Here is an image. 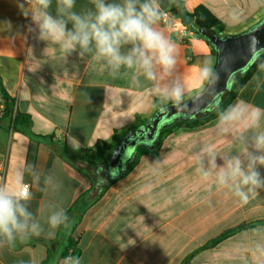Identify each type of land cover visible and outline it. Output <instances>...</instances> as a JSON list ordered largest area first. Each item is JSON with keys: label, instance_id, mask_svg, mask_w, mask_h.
<instances>
[{"label": "crops", "instance_id": "1", "mask_svg": "<svg viewBox=\"0 0 264 264\" xmlns=\"http://www.w3.org/2000/svg\"><path fill=\"white\" fill-rule=\"evenodd\" d=\"M160 2L169 11L171 1ZM180 2L188 14L206 6L223 26L220 36L246 32L264 19V0ZM19 3L24 0H0V79L15 110L28 115L30 124L13 126L8 119L0 120L3 183L15 187L17 171L35 166L43 174L39 186L27 173L23 177L32 195L29 210L40 216L42 206L63 207L69 221L49 238L41 218L44 232L0 248V264H62L72 239L81 264H264V256L254 257L251 251L256 243L264 244V232L252 231L264 226V189L241 205L195 172L192 153L199 146L214 145L221 155L236 154L243 147L230 135H217V120L196 129H176L162 140L157 158H142L127 175L126 166L103 182L98 164L92 165L90 179L79 164L83 150L100 141L111 143L114 131L131 128L136 118L149 120L155 101H160L143 77L141 85L134 86L130 74L113 77L78 52L65 62L58 45L37 39L38 30ZM89 7V0H76V11ZM54 8L55 3L53 12ZM157 27L176 46V72L187 88L185 102L201 91L197 69L208 59L214 67L213 47L178 18ZM256 77L231 105L264 108V74L259 81ZM137 147L128 145L122 155L127 153L132 160ZM111 154L106 153V162ZM222 163L218 156L217 164ZM257 170L264 178V166ZM49 175L58 187H45L43 176Z\"/></svg>", "mask_w": 264, "mask_h": 264}, {"label": "clouds", "instance_id": "2", "mask_svg": "<svg viewBox=\"0 0 264 264\" xmlns=\"http://www.w3.org/2000/svg\"><path fill=\"white\" fill-rule=\"evenodd\" d=\"M89 3L91 7L79 12L75 10L76 0H24L18 7L25 17L30 15L38 30L37 39L58 45L65 62L70 54L78 52L81 59L95 61L113 77L130 74L134 86L139 87L143 77L161 104L181 105L187 88L176 72V46L157 27L166 14L160 0H89ZM245 60L248 67L256 64L258 72L264 73V46L254 35H250ZM197 79L202 91H214L219 74L211 59L197 69ZM256 79L259 81L260 77ZM211 107L217 112V135H230L234 143L243 147L236 154L221 155L214 145L199 146L192 153L195 172L201 180L211 179L217 190H226L241 205H247L264 189V178L257 170L258 166H264V130L258 131L264 121V108L239 103L227 108L213 103ZM218 156L222 165L217 164ZM25 173L32 177L33 184L40 185L43 174L33 165L17 171L15 187L0 183V248L13 247L17 241L41 235L45 230L41 218L49 228V238L55 237V230L68 225L69 217L63 207L42 206L40 216L29 210L31 192L22 190ZM43 183L45 187H58L50 175L43 176ZM252 231L264 232V226ZM251 251L254 257L264 256V244L256 243ZM62 264H81V260L68 255Z\"/></svg>", "mask_w": 264, "mask_h": 264}, {"label": "trees", "instance_id": "3", "mask_svg": "<svg viewBox=\"0 0 264 264\" xmlns=\"http://www.w3.org/2000/svg\"><path fill=\"white\" fill-rule=\"evenodd\" d=\"M171 1V7L169 11L172 14L177 15V8L174 6L173 0ZM182 6V4H181ZM191 16L194 17V22L189 27L202 34L206 40L207 34L210 31H215L219 36L223 30V26L221 22L210 12V10L203 5L197 6ZM202 29V31H198ZM210 43V42H209ZM213 47V46H212ZM214 53H216L213 47ZM246 69V70H245ZM264 73H259L256 64H252L250 67L246 66L243 69L239 70L235 74L232 75L231 80L229 82L228 90L221 94L217 100L215 101V105H218L220 108H227L232 104L234 99L237 97L239 91L243 88V86L250 81L255 76H260ZM0 95H1V108H0V120L8 119L13 126H22L28 127L30 124V118L28 115L21 114L15 110L14 100L11 98L5 89L2 87L1 79H0ZM156 110L155 113L162 108V105L155 101ZM154 113V114H155ZM154 116V115H153ZM153 116L150 118L152 119ZM149 119V120H150ZM148 119L136 118V123L131 128L118 132L114 131L112 135L111 143L105 142H97L93 148H87L83 150V154L79 156L80 159L85 158H98L101 159L103 163H106L107 157L106 153L111 154L116 145L124 138V136L130 132L131 130L137 129L145 125ZM217 120V112L210 107L208 110L203 111L197 118L192 117H173L168 121H162L160 125V130H158V134L154 137L153 140L144 139L141 141L139 138L136 139L135 144L140 143L137 147L136 153L132 160L127 164V170L125 175L131 173L140 163L142 158L148 157L150 159H155L158 156V148L164 139L165 136L169 135L173 131L179 128L186 129H196L198 127L205 126L213 121ZM76 245L75 240H71L69 242L68 247L65 248L63 252V259L68 255H75L74 247ZM69 249L72 251L69 253Z\"/></svg>", "mask_w": 264, "mask_h": 264}, {"label": "water", "instance_id": "4", "mask_svg": "<svg viewBox=\"0 0 264 264\" xmlns=\"http://www.w3.org/2000/svg\"><path fill=\"white\" fill-rule=\"evenodd\" d=\"M173 3L182 23L186 26L193 24L194 17L184 10L180 0H173ZM198 31L200 32L202 29ZM250 35H254L260 46H264V19L248 31L237 35L219 36L215 31H210L207 34V39L216 51L214 69L219 74V80L214 86V91L201 90L179 106L169 104L160 108L145 125L128 132L116 145L113 155L120 157L128 145L134 146L135 149L138 145L135 144V141L138 138L141 141L144 139L153 140L161 122L166 119L178 116L197 118L203 111L208 110L211 104L215 103L217 98L228 90L232 75L247 66L245 57L247 56ZM204 88L207 89V85ZM132 134L141 136H131ZM127 139L132 141L127 144L125 142ZM130 159L128 157L127 161Z\"/></svg>", "mask_w": 264, "mask_h": 264}, {"label": "flooded vegetation", "instance_id": "5", "mask_svg": "<svg viewBox=\"0 0 264 264\" xmlns=\"http://www.w3.org/2000/svg\"><path fill=\"white\" fill-rule=\"evenodd\" d=\"M158 130H160L158 128ZM159 131H156L155 137L157 136ZM131 136H141V135H134L132 134ZM131 139H127L125 142L129 144ZM124 145V144H121ZM124 155V154H123ZM123 155L121 154L120 157L117 155H113V153L110 155L108 161L104 163L103 166H101L99 169L102 181L103 182H108L118 176L122 171H124V168L127 166V164L131 161H127V158L123 160Z\"/></svg>", "mask_w": 264, "mask_h": 264}, {"label": "rangeland", "instance_id": "6", "mask_svg": "<svg viewBox=\"0 0 264 264\" xmlns=\"http://www.w3.org/2000/svg\"><path fill=\"white\" fill-rule=\"evenodd\" d=\"M169 119H166V121H168ZM132 141V140H131ZM123 160H125L127 158V153L123 155ZM80 167L81 166H85V169L87 170V174L88 176L90 177V179H93V168H92V165L93 166H97L98 164V167L100 168L101 166L104 165V163L102 162L101 159H98V158H85V159H81L80 161Z\"/></svg>", "mask_w": 264, "mask_h": 264}, {"label": "built area", "instance_id": "7", "mask_svg": "<svg viewBox=\"0 0 264 264\" xmlns=\"http://www.w3.org/2000/svg\"><path fill=\"white\" fill-rule=\"evenodd\" d=\"M164 12L166 13L162 19L160 20V23L164 24V25H169V20L171 17H175V18H178L179 20L180 17L179 15H175V14H172L170 11L168 10H164ZM0 108H1V105H0ZM4 170H5V166H4V163H0V183H3V178H4ZM24 184V187H23V191L25 192H28V187H29V184L28 183H23Z\"/></svg>", "mask_w": 264, "mask_h": 264}]
</instances>
